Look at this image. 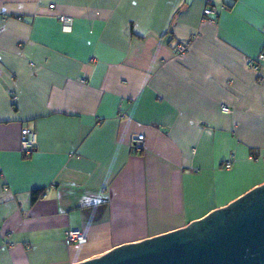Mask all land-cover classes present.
Listing matches in <instances>:
<instances>
[{
	"label": "crops",
	"instance_id": "1",
	"mask_svg": "<svg viewBox=\"0 0 264 264\" xmlns=\"http://www.w3.org/2000/svg\"><path fill=\"white\" fill-rule=\"evenodd\" d=\"M212 2L0 0V264L81 263L264 184V0Z\"/></svg>",
	"mask_w": 264,
	"mask_h": 264
},
{
	"label": "water",
	"instance_id": "2",
	"mask_svg": "<svg viewBox=\"0 0 264 264\" xmlns=\"http://www.w3.org/2000/svg\"><path fill=\"white\" fill-rule=\"evenodd\" d=\"M77 264H264V184L182 228Z\"/></svg>",
	"mask_w": 264,
	"mask_h": 264
},
{
	"label": "built area",
	"instance_id": "3",
	"mask_svg": "<svg viewBox=\"0 0 264 264\" xmlns=\"http://www.w3.org/2000/svg\"><path fill=\"white\" fill-rule=\"evenodd\" d=\"M50 10L53 6L49 7ZM219 9L225 10L227 7L221 4L219 8L212 2V0H204V7L202 9V19L208 23H216V17ZM57 20L61 24L63 32H70L72 26V18L68 16H57ZM187 51V43H180L175 47V54L181 56ZM264 62V52L259 53L255 59H247L245 66L247 69L253 71L257 75V80H261V70ZM223 111H227L226 107H222ZM36 144V134L29 129H22L20 132V152L24 155H29L33 152ZM144 139L141 135H135L131 138L130 147L135 151L143 149ZM230 162L224 163V168L228 169ZM65 240L72 244H82L85 242L83 234L79 230H69L65 233Z\"/></svg>",
	"mask_w": 264,
	"mask_h": 264
}]
</instances>
